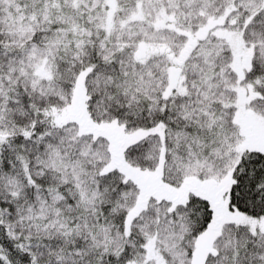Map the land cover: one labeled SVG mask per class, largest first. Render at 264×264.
Segmentation results:
<instances>
[{
  "label": "snow or ice",
  "instance_id": "6c2138e0",
  "mask_svg": "<svg viewBox=\"0 0 264 264\" xmlns=\"http://www.w3.org/2000/svg\"><path fill=\"white\" fill-rule=\"evenodd\" d=\"M0 264H264V0H0Z\"/></svg>",
  "mask_w": 264,
  "mask_h": 264
}]
</instances>
